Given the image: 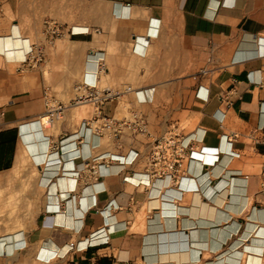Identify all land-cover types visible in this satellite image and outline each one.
Listing matches in <instances>:
<instances>
[{"label":"crops","instance_id":"0c3cea01","mask_svg":"<svg viewBox=\"0 0 264 264\" xmlns=\"http://www.w3.org/2000/svg\"><path fill=\"white\" fill-rule=\"evenodd\" d=\"M3 9L0 264H264V144L247 137L264 130V0H4ZM48 21L86 56L83 85L109 82L117 98L104 114L126 104L147 135L125 134L121 146L90 129L84 138L72 112L46 130L44 70L60 59L26 68L19 53L33 40L47 47ZM169 132L199 147L179 185L148 178L141 158L82 179L80 156H141ZM229 132L241 141L230 146ZM20 160L24 228L2 237Z\"/></svg>","mask_w":264,"mask_h":264},{"label":"built area","instance_id":"2783aa9c","mask_svg":"<svg viewBox=\"0 0 264 264\" xmlns=\"http://www.w3.org/2000/svg\"><path fill=\"white\" fill-rule=\"evenodd\" d=\"M4 0H0V18L4 14ZM73 35V31L71 32ZM65 35L64 28L55 22L48 21L45 23V40L47 44L52 45L58 38ZM45 61L44 47L42 44H33L32 49L27 54V58L22 61V65L26 68L37 66ZM101 68V64L99 65ZM84 89V94L77 96L72 100L71 105H80L82 102L91 104L94 107V113L90 119H85L80 125V133L87 132L89 129L99 138H107L109 142L117 143L121 136L130 134L132 137L148 134V125L146 119L137 112H131L129 119L117 120L104 114L103 107L106 103L116 99L117 96L107 89L99 90L98 86L84 85L80 89ZM49 96L48 91L45 97ZM48 107V106H47ZM67 106L59 103L56 109L49 108V116L54 112L63 114ZM258 136V132L247 136L255 144H264V130ZM81 134V135H82ZM85 138V136L82 135ZM243 134L240 132H229L223 135L224 140L230 145L241 141ZM196 140L184 136H180L175 132H169L152 140V146L143 154L136 153L132 158L129 153L126 156H96L89 158H78L82 162L81 175L83 180H88L86 172H90V176L94 180H99L105 175L104 169L108 166L118 164L120 167L131 166L138 159H142L145 174L151 180H169L176 185L184 179H187L191 172L193 163L199 164L193 157V154L199 150ZM232 156H235L232 154ZM262 172L260 174V184L264 190V155H262ZM206 167L202 166V170ZM75 172V171H73ZM78 172L77 175L80 176ZM205 173L204 175H206ZM128 180L129 178H125ZM149 179V181H150ZM138 184H142L145 180H139Z\"/></svg>","mask_w":264,"mask_h":264},{"label":"rangeland","instance_id":"374dc122","mask_svg":"<svg viewBox=\"0 0 264 264\" xmlns=\"http://www.w3.org/2000/svg\"><path fill=\"white\" fill-rule=\"evenodd\" d=\"M2 18V17H1ZM0 18V20H1ZM3 22V20H2ZM66 40L62 41V37L58 38L52 45L47 44V47L44 48L45 57L50 59V62H53L57 58L60 59L59 64H50L48 63L45 67V90L42 96V103L47 110L49 115V108L51 110L56 109L58 104H64L67 106V109L63 114L53 113L50 118L53 120V123L47 127L48 132H54L57 125L63 122L66 119V115L68 112H72L73 117L76 118L78 122V126L81 125L82 121L85 119H90L94 113V107L91 104H86L85 107L82 105H71L72 100H74L77 96H81L84 94V89H80L83 87V67L86 56L82 59L76 53L75 45H72L68 41V37H65ZM32 43H37L35 40ZM31 43L26 49H23L19 53V57L23 61L26 58L27 52L31 47ZM19 49H17L18 51ZM70 62V64H69ZM100 77H105V71L100 72ZM109 85V82L106 79H103L98 85L99 90L106 88ZM110 86V85H109ZM48 91L49 96L45 97V92ZM70 94V95H69ZM123 104L114 117L117 120L129 119L131 117V111L128 110V106ZM48 106V107H47ZM125 106V107H124ZM47 126V125H46ZM128 138H132L130 134L126 135ZM107 140V138H106ZM12 182L9 180V184L14 186L13 195L9 198L8 201V209L12 211V219L13 226L11 230H7V233L2 235L5 237L6 235H15L18 234L20 236L24 226L23 224L15 221H20L22 218V214L26 208V201H24L23 196L26 195L27 185L29 184L22 174H15L12 178H10ZM20 187V188H19ZM16 188H18L17 191ZM22 197H21V190ZM20 191V192H19ZM18 192V193H17ZM5 193L0 191V220L1 224L4 225V211H5ZM10 216V215H9ZM20 218V219H19ZM1 226V225H0ZM20 233V234H19ZM18 235H16L18 237ZM1 238V237H0Z\"/></svg>","mask_w":264,"mask_h":264},{"label":"bare ground","instance_id":"6f19581e","mask_svg":"<svg viewBox=\"0 0 264 264\" xmlns=\"http://www.w3.org/2000/svg\"><path fill=\"white\" fill-rule=\"evenodd\" d=\"M32 49V45H31V47H30V49L28 50V52H30V50ZM28 52H27V54H28ZM26 58H27V55H26ZM84 85H89V86H96L95 84H87V83H85ZM80 105H82V106H86V102H82V103H80ZM46 117V116H45ZM48 120H50V116L49 117H46V118H44L43 119V121H44V124L45 125H47L48 126ZM85 133V132H84ZM81 133H80V131H78L77 132V134L76 135H80ZM85 136V135H84ZM21 159V158H20ZM21 161V160H20ZM19 161V162H20ZM25 161L24 160H22L20 163H18V166H17V168L15 169L16 171V175L17 174H20L21 172H22V170L25 168ZM245 260H246V258H245Z\"/></svg>","mask_w":264,"mask_h":264}]
</instances>
